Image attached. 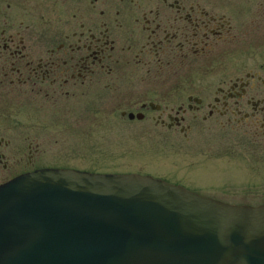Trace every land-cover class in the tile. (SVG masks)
<instances>
[{
	"label": "rangeland",
	"instance_id": "374dc122",
	"mask_svg": "<svg viewBox=\"0 0 264 264\" xmlns=\"http://www.w3.org/2000/svg\"><path fill=\"white\" fill-rule=\"evenodd\" d=\"M66 1V19L73 20L84 12L96 18L97 8L111 12L109 0H99L97 8L89 7L88 0ZM209 1L215 3L218 14L230 19V24L241 27V34L227 45L224 51L230 52L219 65L210 62L207 70L184 76L195 81L204 103L196 112L187 111L186 120L181 122L183 130L179 125L165 128L169 120L162 115L165 124H161L156 119L160 111L150 107L141 109L145 115L141 119H128L120 113L121 109L136 111L138 105L129 102L137 95L146 92L154 98L171 90L149 82L141 84L144 69L126 67L117 80L114 77L116 88L99 83L81 85L77 80L62 88L67 94L61 92L55 98L40 95V100L32 101L26 98L18 108L12 105L11 115L0 117V151L4 156L0 182L21 171L63 166L96 173H151L229 203L264 202V110L255 116L251 105L242 103V111L234 115L229 110L221 112L223 107L218 103V110L206 115L210 108L207 103L219 96L217 84H227L237 75L245 79L247 70L255 71L260 65L264 75V0H225L236 1L239 7L235 9L223 6L221 0L198 3L208 10L212 6ZM84 6L85 10L81 8ZM78 27V23L73 24L70 30ZM248 94L254 100L264 97V86L251 88ZM260 104L264 105V100ZM168 106L176 109V104Z\"/></svg>",
	"mask_w": 264,
	"mask_h": 264
},
{
	"label": "flooded vegetation",
	"instance_id": "af4514ba",
	"mask_svg": "<svg viewBox=\"0 0 264 264\" xmlns=\"http://www.w3.org/2000/svg\"><path fill=\"white\" fill-rule=\"evenodd\" d=\"M100 1L88 0L89 7L97 8ZM219 2L230 9L239 7L236 1ZM209 4L212 6L207 10L198 0H109V14L97 8V19L84 12L78 18L74 14L71 20L66 19V0H0V110L4 109L0 117L11 115L12 105L18 108L26 98L32 101L40 100V95L55 98L58 93L67 94L62 88L77 80L81 85L99 83L116 88L114 77L117 80L127 67L144 69L141 84L149 82L171 90L158 91L160 95L154 98L146 92L137 95L129 102L138 105L136 111L121 109L120 113L135 119L140 112L141 119L145 116L142 110L150 107L160 111L156 119L161 124H165L162 115L169 120L165 128L179 125L183 130L181 122L186 120L187 111L196 112L204 103L195 81L184 76L207 70L210 62L219 65L230 52L224 51L227 45L241 34L239 25L218 14L213 1ZM77 23L79 30H70ZM260 66L247 70L245 79L237 75L227 84H217L219 96L207 103L210 108L206 115L218 110V103L223 107L221 112L229 110L234 115L242 111V103L250 104L255 116L263 111L260 103L264 97L254 100L248 94L249 89L264 86ZM167 104H176V109ZM129 112L135 117L129 118ZM191 116L196 118L194 113ZM3 157L0 151V162Z\"/></svg>",
	"mask_w": 264,
	"mask_h": 264
},
{
	"label": "water",
	"instance_id": "95a60500",
	"mask_svg": "<svg viewBox=\"0 0 264 264\" xmlns=\"http://www.w3.org/2000/svg\"><path fill=\"white\" fill-rule=\"evenodd\" d=\"M0 264H264V202L149 173L37 167L0 183Z\"/></svg>",
	"mask_w": 264,
	"mask_h": 264
}]
</instances>
